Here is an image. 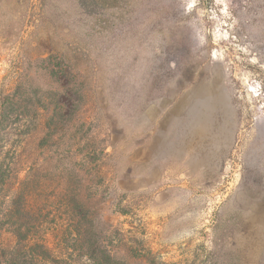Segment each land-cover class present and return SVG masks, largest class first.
Instances as JSON below:
<instances>
[{
	"label": "rangeland",
	"instance_id": "1",
	"mask_svg": "<svg viewBox=\"0 0 264 264\" xmlns=\"http://www.w3.org/2000/svg\"><path fill=\"white\" fill-rule=\"evenodd\" d=\"M2 164L60 264L76 196L108 264H264V0H0Z\"/></svg>",
	"mask_w": 264,
	"mask_h": 264
},
{
	"label": "trees",
	"instance_id": "2",
	"mask_svg": "<svg viewBox=\"0 0 264 264\" xmlns=\"http://www.w3.org/2000/svg\"><path fill=\"white\" fill-rule=\"evenodd\" d=\"M3 167V164L0 165V171ZM3 182L7 183L8 180L4 179ZM25 188L24 182H21L16 189V198L4 215L9 218V227L0 231V264H60L66 251H62L60 245L50 237L49 231L43 225L42 211L36 208ZM67 213L70 224L67 228L53 230L55 236L56 233L74 235L82 242V248L91 264H108L100 255L106 253L110 259L113 257L106 252L98 238L92 241L93 220L86 203L76 196L74 204L67 205ZM87 225L91 230L86 229ZM95 234L97 235L96 232ZM69 250L68 248L67 251Z\"/></svg>",
	"mask_w": 264,
	"mask_h": 264
}]
</instances>
